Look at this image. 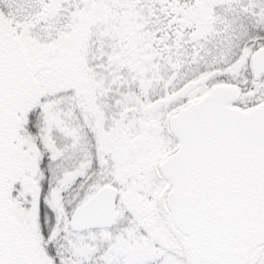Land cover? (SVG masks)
Here are the masks:
<instances>
[{"label":"snow or ice","instance_id":"1","mask_svg":"<svg viewBox=\"0 0 264 264\" xmlns=\"http://www.w3.org/2000/svg\"><path fill=\"white\" fill-rule=\"evenodd\" d=\"M0 264H264V0H0Z\"/></svg>","mask_w":264,"mask_h":264}]
</instances>
